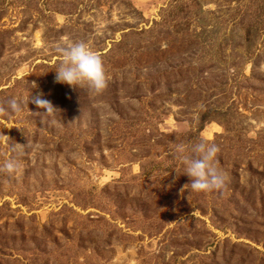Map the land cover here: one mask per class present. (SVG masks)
I'll list each match as a JSON object with an SVG mask.
<instances>
[{
    "label": "rangeland",
    "instance_id": "rangeland-1",
    "mask_svg": "<svg viewBox=\"0 0 264 264\" xmlns=\"http://www.w3.org/2000/svg\"><path fill=\"white\" fill-rule=\"evenodd\" d=\"M70 40L102 57V93L55 81ZM40 94L55 122L6 110ZM202 140L220 190L179 172ZM9 159L0 264H264V0H0Z\"/></svg>",
    "mask_w": 264,
    "mask_h": 264
},
{
    "label": "clouds",
    "instance_id": "clouds-1",
    "mask_svg": "<svg viewBox=\"0 0 264 264\" xmlns=\"http://www.w3.org/2000/svg\"><path fill=\"white\" fill-rule=\"evenodd\" d=\"M62 59L59 67L56 68L55 81L67 84L73 88L87 87L95 94L102 93L108 86L109 75L104 61L88 43L84 41H67L61 49ZM32 87H36L35 84ZM45 110L44 114L53 118L60 113V109L51 101L43 98V94L27 100L12 97L7 101L6 110L19 114L29 101ZM24 145L16 143L12 146L13 152H23ZM183 151V149H181ZM191 155L183 156V170L179 171L191 178L190 188L195 192H210L222 189L228 176L226 172L218 166L219 148L214 143L202 140L191 146ZM21 171V165L16 159H9L2 167L0 173L9 177L16 176Z\"/></svg>",
    "mask_w": 264,
    "mask_h": 264
}]
</instances>
